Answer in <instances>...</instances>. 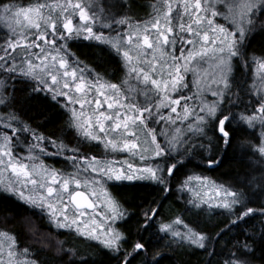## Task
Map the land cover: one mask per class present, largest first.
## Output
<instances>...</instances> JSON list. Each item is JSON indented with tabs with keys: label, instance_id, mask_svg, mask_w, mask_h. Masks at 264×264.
I'll list each match as a JSON object with an SVG mask.
<instances>
[{
	"label": "snow or ice",
	"instance_id": "1",
	"mask_svg": "<svg viewBox=\"0 0 264 264\" xmlns=\"http://www.w3.org/2000/svg\"><path fill=\"white\" fill-rule=\"evenodd\" d=\"M130 10L126 0H0V177H14L0 180V211L14 214L0 225V264H166L189 249L216 257L241 225L244 239L226 241L215 264H264V0H158L135 30ZM85 41L118 57L126 79L81 60L72 48ZM52 120L55 130L41 131ZM229 149L249 157L242 177L195 170L219 167ZM145 186L155 192L147 203L122 194ZM173 186L183 207L169 214ZM13 219L20 231L6 227ZM22 235L35 243L21 248Z\"/></svg>",
	"mask_w": 264,
	"mask_h": 264
},
{
	"label": "trees",
	"instance_id": "2",
	"mask_svg": "<svg viewBox=\"0 0 264 264\" xmlns=\"http://www.w3.org/2000/svg\"><path fill=\"white\" fill-rule=\"evenodd\" d=\"M7 2V0H5ZM16 3H33L35 0H14ZM127 4L130 5L131 10L127 13L128 16L132 18V25L133 30H135V26L137 21L140 22L141 29L144 27V22L148 21L152 15H154L153 5L158 3V0H126ZM175 3V0H173ZM218 23H224V20L221 18H218ZM117 30H120L117 28ZM126 30V29H125ZM5 34L4 29L2 28V25L0 23V36H3ZM114 34V33H113ZM88 42H77L72 48V51L75 52L81 60H83L86 64H89L92 68H95L97 71H100L102 74L104 70H107V76L106 79L113 82V83H120L122 80L126 79L123 63L121 62L119 65H117L116 60H119L117 57L116 60H113L110 57H107L103 53H101L100 49L97 48H89L87 46ZM98 65L100 67H98ZM83 67V65H81ZM113 73H115L113 75ZM188 80L191 82L193 79V75L191 73L187 76ZM251 83V80L249 81ZM195 91V89H193ZM185 95H188V93H184ZM43 95V94H42ZM36 119L39 121L42 118L36 117ZM58 123V121L52 120L51 122L44 124L41 128V131L50 133L51 131L55 130V124ZM251 131V130H249ZM257 133H259V129H256ZM239 150L233 151L232 149H229L227 154L224 156V163L221 164L219 167L213 166V168L208 169L207 166H201L196 167V171L203 170V174L217 180L214 178V174L219 171H232L233 167L235 168V162L237 158L239 157ZM217 155H220V153H217ZM127 158V156L124 157H117V159H124ZM215 158V157H214ZM246 159V157H244ZM47 164L53 165L57 169H62L65 173L74 172V169L72 168L71 164H66L62 157H51L47 158L46 160ZM199 164V157L193 160V164L189 167H195ZM239 167H243V165H239ZM76 188H73L75 190ZM79 189H82L88 193L87 188L81 187ZM122 194L125 199H135L136 202L144 201V203H147V200L152 199L155 196V192L153 191V187H139L134 190H122ZM180 194L175 192V186H173V195L169 197L168 200L164 201V208L165 211H168V206L171 204V212L169 214H175L179 209L183 207V199H177V197ZM157 199L159 197H156ZM0 201H3V195L0 194ZM5 203H8L5 201ZM220 210H217V213H219ZM12 216L14 215L11 211L5 213L3 211H0V225H4V219L5 216ZM214 220L223 221L220 223V227H224L225 224H227V219L223 216L216 215L213 217ZM250 223H256L257 228H259L258 218L250 221ZM6 227L13 228L15 227L17 231H20V228L18 225H16L15 219L9 220ZM247 227L246 225H241L240 228H232L229 232H225L224 236L220 238V243L216 245V251L218 255L216 257H209L206 252L203 250L198 249H189L183 256L177 255L173 257L172 261L166 262V264H208L209 259L213 261V264H215V261L218 259H222L223 257L219 255V253L223 250L224 244L228 240H235L240 239L243 240L244 236L240 235L241 228ZM43 231H48V228L42 229ZM56 231L66 233V230H54L53 235L56 239L69 240V244L67 246H71L72 244V237L68 235H59L56 236ZM21 244L20 247H24L26 244L29 243H35L30 235H22L21 236ZM77 244L81 246L82 249H86L89 252H93L96 250L95 242H91L90 244H84L81 241H76ZM35 247H39V244H35ZM83 254V252H82ZM257 256L261 255L260 249H257L256 252ZM135 264V262H134Z\"/></svg>",
	"mask_w": 264,
	"mask_h": 264
},
{
	"label": "rangeland",
	"instance_id": "3",
	"mask_svg": "<svg viewBox=\"0 0 264 264\" xmlns=\"http://www.w3.org/2000/svg\"><path fill=\"white\" fill-rule=\"evenodd\" d=\"M221 19H222V18H221ZM0 23H1V25H2V28H3L4 31H5V28H4V25H3V22H0ZM204 67H207V65L205 64ZM126 87H127V85H126ZM77 107H78V106H77ZM239 152H240V151H239ZM17 153H18V154H21V155H23V156H27V155H28L27 152H26L23 148H17ZM238 156H239V157L237 158V160H236V162H235V168L233 167V170H232V171H230V172H228V171H224V170L219 171V172H217V173L214 174V178L218 179L220 182H224V181L232 180L234 177L237 176V174H240V176L242 177V175H243L242 169L246 166V164H247V162H248V160H249V157H246V159L241 160V159H240L241 153H239ZM239 165H243V167L241 168V167H239ZM182 178H183V177H181V179H182ZM10 179H14V177L11 176V173H10V172H5V173L3 174V176L0 177V180H3L4 182H7V181L10 180ZM72 188H76V186H75V185H72ZM87 190H88V194L91 196V191H90V189L87 188ZM205 192L207 193L208 196L213 195L211 192H208L207 189H205ZM91 197H92V196H91ZM185 198H186V197H185ZM92 199H94V197H92ZM85 211H87V210H85ZM92 211H93V210H92ZM92 211H87V212H88L89 214H91ZM96 211H97V213H99V212L101 211V209L98 207V208L96 209ZM97 218H99V216H97Z\"/></svg>",
	"mask_w": 264,
	"mask_h": 264
},
{
	"label": "water",
	"instance_id": "4",
	"mask_svg": "<svg viewBox=\"0 0 264 264\" xmlns=\"http://www.w3.org/2000/svg\"><path fill=\"white\" fill-rule=\"evenodd\" d=\"M75 190H79V191H83V192H85V194L88 196V198H89V199H92V197H91L86 191H84V190H82V189H75ZM84 210L92 211V209H87V208H85Z\"/></svg>",
	"mask_w": 264,
	"mask_h": 264
}]
</instances>
